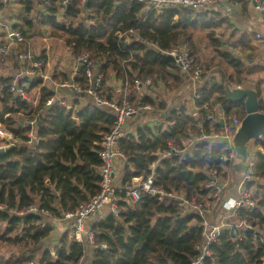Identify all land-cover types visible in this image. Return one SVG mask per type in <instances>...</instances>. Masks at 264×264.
I'll return each mask as SVG.
<instances>
[{
  "label": "trees",
  "instance_id": "trees-1",
  "mask_svg": "<svg viewBox=\"0 0 264 264\" xmlns=\"http://www.w3.org/2000/svg\"><path fill=\"white\" fill-rule=\"evenodd\" d=\"M81 1L71 0L65 6L62 0L49 3L21 0L23 22L26 27H33L34 20L50 25L52 36L62 38L64 47L74 53L89 51L92 67L104 74L99 91L103 98L115 97L114 88L109 85L114 74L124 87L120 103L125 100L152 103L165 112L161 115L164 122L171 124L166 130L163 124L155 130L148 125L139 126L136 137L130 134L120 140L119 148L126 157L124 164H117V171L123 172L121 186L130 184L132 178L149 175L150 166L158 160L154 153L167 150L169 141L180 148L184 139L210 136L214 131L220 133V122L208 117L216 104L225 111L229 129L236 127L231 124L234 116L239 121L243 119L244 103L229 100L226 86L241 83L245 79L243 75L250 71L247 62H253L255 35L246 32L229 43L216 38L212 29L224 25L225 20L213 11L200 13L190 8L159 11L136 0H88L84 4ZM40 6L44 12L38 10ZM61 8L69 23L59 21ZM86 11L90 13L88 17L83 16ZM86 18L93 22L87 23ZM198 28L208 29L207 37L216 47L231 44L251 54L246 61L231 48L220 52V58L234 68L235 77L223 75L222 82L205 84L202 99L195 102L199 108V117L195 119L188 114L186 106L178 105L170 110L164 101L155 103L153 97L138 94L133 87L139 80L149 89L160 83L171 91L181 88L189 78L183 75L169 52L183 42L200 63L194 34ZM120 32L122 37L118 35ZM22 33L27 34L24 30ZM127 36L130 41L126 40ZM30 47L27 40L20 41L0 55L3 64L14 70V75L0 78V126L22 142L0 152V242H7L10 248L7 257L0 251V264L34 263L36 256L38 264H191L203 243L201 218L194 211L182 213L172 196L160 200L141 191L140 198L128 204L126 192L117 191L119 215L106 209L103 215L90 221L96 234L94 246L76 241L68 223L60 220L65 212L76 210L99 193L101 139L114 125L116 115L108 105L99 104L87 94L90 82L84 67L75 77L80 93L75 98L67 97V105H59L57 100L47 105L58 94L53 85H42L38 79L27 88L30 92L39 89L37 103L17 97L10 88L21 64L19 54ZM38 58L46 60V52ZM45 67L46 61L40 69ZM206 73L205 68V76ZM51 75L54 80L70 78V74L58 71ZM147 78L151 79L150 83L146 82ZM25 80L20 78L19 84ZM259 89L256 90L260 109L264 111ZM35 118L37 141L29 142L32 129L28 124L23 127L22 123ZM198 122L203 124L202 130ZM252 143L260 149L252 158L253 167L247 170L252 174L247 185L256 205L243 208L238 220H247L255 231H243L242 239L237 240L228 228H223L211 245L212 257L206 258L205 264H264V135ZM227 150V145L209 139L196 142L186 156L173 154L171 158H162L155 171L156 184L168 192L207 195L206 171L228 167L230 162L220 160ZM31 205H37L39 211L25 213ZM52 219L60 226L61 232L56 235L55 225L49 222ZM53 236L54 241L49 240L46 245L44 240ZM103 244L107 247L103 248Z\"/></svg>",
  "mask_w": 264,
  "mask_h": 264
},
{
  "label": "built area",
  "instance_id": "built-area-1",
  "mask_svg": "<svg viewBox=\"0 0 264 264\" xmlns=\"http://www.w3.org/2000/svg\"><path fill=\"white\" fill-rule=\"evenodd\" d=\"M7 0H0V11L1 5ZM49 3L51 0H43ZM71 0H62V4L67 6ZM88 0H82L84 4ZM138 2H143L148 6L161 10L167 9H181L190 8L197 12H207L214 10V7L221 3L223 0H136ZM255 8L264 13V0H254ZM119 37H122V33H118ZM258 38L261 39V35L258 34ZM127 41H130V37H126ZM20 41H26L21 30H11L7 33L5 37V44L0 46V55H5L9 49V46L17 44ZM70 52L74 55V61L76 63L70 78L68 80L60 82L57 87H55L57 97H52L47 101V105H52L55 100L59 101V105H67L69 100L67 97L75 98L78 97L77 94L80 93V88L77 82H75L76 74L84 67L85 76L90 82V87L86 89L88 95L92 96L96 102L101 105H108L110 109L116 115V121L114 125L110 128L108 132L103 134L101 139V149L99 155L101 158V166L99 174L101 176V189L99 193L93 196L88 202L81 204L74 211H67L64 213L61 221H66L68 223L69 229L72 231V235L78 242L87 243L90 246L96 244L95 241V231L90 227V221L99 215H103L108 208V211L119 215L120 208L117 204L116 193L119 190H124L125 201L128 204L137 201L140 198V192L144 191L152 196H158L164 199L166 196L174 197L178 206L184 211H194L201 218V228L203 243L200 248L199 255L192 261L191 264H205L206 258L212 257V251L210 249L211 245L216 242L217 238L221 235L223 228H228L233 236L237 240L242 239V232L248 230V228H253V226L247 220H238L241 210L243 208L255 207V200L252 198L251 190L249 189L247 183L251 179V172L243 177L241 183L238 187V191L233 195H226V182L224 174L226 167L222 169L214 167L209 171H206L208 176L205 188L207 189V195H193L187 196L183 192H168L163 187L156 184V167L162 158H171L173 154L183 155L186 150V142H183L182 148H177L173 142L169 141L167 146L168 149L164 152L158 150L154 154L158 157V160L153 162L150 166L151 172L146 177H142L138 185L133 186L127 184L121 186L120 182L116 181L117 175V164L126 161L124 153L119 148V142L122 138L133 134L130 129L128 120L133 117H138L139 126H145L146 123H142L141 117L149 113H157L159 111L158 107L152 103H135L131 100H125L123 103L119 101L108 100L100 95V89L102 87L104 74L92 67L93 60L92 55L89 51L83 50L74 53L72 49ZM169 54L175 59L176 63L180 66L182 73L189 76L192 80V100L198 101L202 99L201 90L205 86L204 80V69L203 66L196 60V57L191 54L187 47L175 48L169 52ZM21 59V64L19 66V73L16 76L10 90L15 93L17 97L22 100L31 102L33 96L27 90L26 87L19 84V78L22 75L30 73L29 69H39L45 64L44 59H32V54L29 51L22 52L19 54ZM147 83L151 82L150 78H147ZM146 83H141L139 80L135 81L134 90L138 94H143L148 88H146ZM157 103V101H155ZM205 110L208 109L206 105L203 106ZM199 110V108H197ZM196 115L197 114V111ZM163 114H158L159 117ZM215 111L210 110L208 112L209 118H214ZM223 119L225 121V132L229 139L234 135L237 126L240 124L237 118H234L232 125L236 126L234 130L228 128L226 121L227 117L225 111L223 110L220 115L216 117V121L220 122ZM29 125L32 129L30 133L31 140L29 142L37 141L36 137V125L37 118L33 120H27L22 123V126ZM197 126L202 130L203 124L201 122L197 123ZM216 137L222 136V130L220 133L215 134ZM200 140L207 139V136L203 135L199 137ZM0 141L6 142V147L10 146H20L22 142L13 137L12 134L7 133V131L0 127ZM228 150L220 155V160L224 163L231 162L236 157V153L231 144H228ZM1 147V146H0ZM182 158V156H181ZM252 158L249 159V168L253 167ZM220 204V216L216 221L213 218V209L216 204ZM39 211L37 205H31L24 210L25 213ZM45 214H49L43 211ZM214 222V223H213ZM58 237V236H57ZM56 237V238H57ZM103 248L107 245L103 244ZM34 264V263H33ZM38 264V263H37Z\"/></svg>",
  "mask_w": 264,
  "mask_h": 264
},
{
  "label": "crops",
  "instance_id": "crops-1",
  "mask_svg": "<svg viewBox=\"0 0 264 264\" xmlns=\"http://www.w3.org/2000/svg\"><path fill=\"white\" fill-rule=\"evenodd\" d=\"M21 0H7L4 4L1 5V11H0V42L5 41V37L7 33L11 30H21L23 32L26 31L29 33L32 31L35 27L37 26H42L43 31L47 32V34L44 35L42 38V42L46 43L44 51L46 52L47 59L46 61V67L44 70L41 69L42 73L37 74L35 71L40 70L39 69H30V73H27L25 75H22L20 78L26 79V82H23L21 86H24L29 89V85L31 81H34L36 79L42 80V85L43 84H50L53 88L57 87V85L65 81L66 79H61V80H54L52 78L51 72L53 73L54 71H58V73H64L69 76L71 75L76 63L74 61V55L70 52V49L67 47H64L62 38L59 37H53L51 32H52V27L50 25H43L39 23L37 20H34V26L33 27H26L24 22H23V15H24V5L20 2ZM43 1V0H41ZM46 2V1H45ZM38 10L40 12H44V8L42 6L38 7ZM213 12H216L221 18L225 20V24L222 25L221 27L218 28H213L212 30L215 31L216 38L226 41L227 43L231 42L237 37H240L244 33L248 32L249 34L255 35V38L253 40V45L255 47L254 52H252V61L253 62H247V68L250 69V71L243 76L245 77L244 80L241 81V83L238 82H233L230 86L231 87H242V88H251V89H259L261 93V98L264 101V78L261 77L260 80L254 81L251 83L252 76H249L246 78V75L251 74L254 76L255 71L258 69L260 71H264V64L262 63V59L264 58V54L261 53V47H262V38H258V34L261 35V37L264 38V13L259 12L254 5V0H223L221 3H218L217 6L214 7ZM90 13L83 12L84 17H88ZM60 17L63 23H66L64 21H70L69 18L65 16L64 10L61 8L60 9V14L58 15ZM69 21L67 23H69ZM85 21L87 23L93 22V20H90L89 18H86ZM93 24V23H91ZM199 31L203 32V41H198L197 40V46H198V54L197 56L199 57L200 64L203 66V69H207L206 76H204L205 84L207 83H220L223 81L222 76L224 75L225 78L228 77H235V70L232 66H230L228 63L223 61L220 58V52H225L228 48H231L232 51H235L236 53H239V55L243 56L247 61V56H249V51L246 50H237L234 48L233 45L227 44V46H221V47H216L214 46L213 42H211L210 39L207 37L208 29L206 28H198ZM222 33V34H221ZM224 34V36H223ZM24 35V33H23ZM25 40H27V43L31 45L30 48H34L32 45L31 39L26 35H24ZM258 38V39H257ZM55 41H59L61 45V53L58 56L59 61H54L55 63H52L51 61V53L49 52L50 46L48 45L51 43H55ZM18 44V43H17ZM16 44V45H17ZM58 44V43H57ZM180 47H185L183 42H180L179 44ZM229 46V47H228ZM10 47V46H9ZM31 51V50H30ZM32 52V51H31ZM63 53V54H62ZM62 54V55H61ZM33 56V55H32ZM39 59V58H38ZM20 71V69H19ZM18 71V73H19ZM260 74V73H258ZM10 75H14V70L10 65H6L3 63H0V78H4ZM187 78L189 76L183 74ZM256 75V74H255ZM17 74L15 75L16 79ZM113 80L109 82V85L114 88L115 92V97L113 101H119L121 98V93L124 90L123 84L116 80L114 78V74H112ZM19 78V79H20ZM14 79V80H15ZM262 81V82H261ZM157 87L164 93L163 99L166 101L167 108L172 110L176 109L178 105H183L186 106L189 111L193 112L192 114L188 112L191 116L195 117V119H198L199 114L196 105L194 104L196 101L192 100V106L191 101L188 100L189 96L192 98V80L186 79L184 84L181 86V88L176 89V90H169L167 89L163 84L157 85ZM259 87V88H258ZM37 90V96L34 97L33 95V100L31 102L37 103L38 102V94H39V89H34L32 91ZM30 92V91H29ZM161 93V94H163ZM31 94V92H30ZM148 93L145 92L144 95H147ZM32 95V94H31ZM190 105V106H189ZM215 111V116L213 118V122L216 121V117L221 114L223 111V108L220 104H216L213 108ZM197 114L196 115V112ZM163 116L165 112L162 113ZM234 118H236L234 116ZM158 121V122H157ZM130 129L133 131L134 136L136 137V132L139 127L138 124V117H133L128 120ZM199 123V122H198ZM163 124V130H166L171 124L169 122H160L159 120H156L155 118L152 119V121H149L146 123V125L150 126L153 130H155V127H161ZM3 128V126H0ZM7 133L11 134L10 132L7 131ZM215 134H217L216 131L212 132L210 136H207V139L204 140H209L211 141H219L221 142V137H216ZM196 142H200L199 137H196ZM193 137L190 139H184L183 142H186L187 148L183 152V155L186 156V154L191 153V151L194 148V145H191L190 141H192ZM182 142V146H183ZM222 143V142H221ZM223 144V143H222ZM228 145V144H227ZM253 147H249L251 156H253L259 151V147L253 145ZM182 148V147H180ZM228 148V146H227ZM254 148V149H253ZM234 161L230 162V165L226 167L225 171V182H226V189L225 193L226 195H233L236 194L238 191V187L241 183V180L245 175H247L249 171H244L240 170L237 166H234L233 164ZM124 164V163H121ZM205 169V168H204ZM248 170V169H247ZM122 176H118V172L116 175V181L120 182L121 177H123V172L121 174ZM141 177H135L132 178L131 184L133 186L138 185L139 182L141 181ZM121 183V182H120ZM108 209V208H107ZM60 231V230H59Z\"/></svg>",
  "mask_w": 264,
  "mask_h": 264
},
{
  "label": "water",
  "instance_id": "water-1",
  "mask_svg": "<svg viewBox=\"0 0 264 264\" xmlns=\"http://www.w3.org/2000/svg\"><path fill=\"white\" fill-rule=\"evenodd\" d=\"M227 98L235 102H243L245 116L237 126L236 131L231 139L225 132V121L220 120L222 127L221 142L224 145L231 144L236 157L234 166L240 170L247 171L249 168L250 145L251 142L260 139L264 135V111L260 109V98L256 89L226 86ZM13 146H10L11 148ZM5 147H0V152H5ZM249 231H255L254 228H248ZM32 264V263H28Z\"/></svg>",
  "mask_w": 264,
  "mask_h": 264
},
{
  "label": "rangeland",
  "instance_id": "rangeland-1",
  "mask_svg": "<svg viewBox=\"0 0 264 264\" xmlns=\"http://www.w3.org/2000/svg\"><path fill=\"white\" fill-rule=\"evenodd\" d=\"M58 18H60V17H58ZM59 20L62 21L61 19H59ZM68 21H64V22L67 23ZM45 34H47V32L43 31L42 26H37L32 31L27 33V36L29 37V39H31L32 45L34 47V48H30V50L32 51V52L31 51L30 52H31V54L33 56H35V60H36L37 57H43V53H44V49H45L46 43L42 42L43 41L42 38L44 37ZM194 34H195V38H197V40L199 42L203 41V32L199 31V29H196V33H194ZM223 36H224V34H223ZM261 42H264V38L263 37H262V41ZM1 45H3V44H1V42H0V46ZM48 45L50 46L49 52L51 53V57H52L51 61H52V63H55L54 61H59V63H60L61 60H58L59 59L58 56L63 51V50L61 51L62 48L60 49V46H59V45H61L60 42L59 41H55V43L54 42L51 43V44L48 43ZM261 45H262L261 53L264 54V43H262ZM39 59H42V58H39ZM0 62L3 63V61H1V60H0ZM262 63L264 64V58L262 59ZM35 72L37 74H41L42 73L41 69L40 70H36ZM258 73H260V74H258ZM251 74H253V73H251ZM251 74L246 75V78L249 77V76H252V80L253 81L251 83H253L254 81L260 80L261 77L264 78V71H260L259 72L258 69L255 71L254 76L251 75ZM204 76H205V74H204ZM263 90H264V88H263ZM146 92L148 93L147 95H150L151 97H153V99L156 100L158 103L161 102V101H164L166 103V101L163 99V96H162V95H164V93L162 91H160V89L157 86H155L154 88H150V89L148 88L146 90ZM161 93H163V94H161ZM31 94H32V96L34 95V97L37 96V90L32 91ZM188 100L191 101L190 105L192 106V98H191V96H189ZM187 111L190 112L191 114L193 113V112L189 111V109H187ZM161 113H162V110L159 109V111L157 113V117L155 116V113H149V114L143 115L141 117L142 123L143 122L147 123L149 121H152L153 118H155L156 120H159L160 122L162 121V123H164V119L158 116V114H161ZM196 139L197 138L194 137L192 139V141H190L191 145H193L196 142ZM6 144H7L6 142L0 141V146L1 147H5L6 149H8L6 147ZM250 147H253L252 144L250 145ZM250 155H251V152H250ZM250 157L252 158V156H250ZM121 174H122V171L120 169H118V176H122ZM214 207L215 208L213 209V214L212 215H213L214 220L216 221V217L218 218L220 216V214H221L220 213V204L218 203ZM49 222L53 223L55 225V230H54L55 235L57 233L61 232V231L59 232L60 226L58 225L57 220L54 221V219H52V220H49ZM54 236L53 237H49L48 239H45L44 240L45 244L47 245L49 243V240L50 241H54ZM9 249H10L9 248V244L7 242H3V243L0 242V251L6 257L9 255V252H10ZM34 256H35V254H34ZM37 263H38V256H36L35 261H34V264H37ZM32 264H33V262H32Z\"/></svg>",
  "mask_w": 264,
  "mask_h": 264
}]
</instances>
